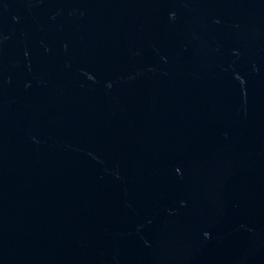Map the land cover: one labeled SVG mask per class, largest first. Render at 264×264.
<instances>
[{
	"label": "water",
	"instance_id": "95a60500",
	"mask_svg": "<svg viewBox=\"0 0 264 264\" xmlns=\"http://www.w3.org/2000/svg\"><path fill=\"white\" fill-rule=\"evenodd\" d=\"M0 264H264V0H0Z\"/></svg>",
	"mask_w": 264,
	"mask_h": 264
}]
</instances>
